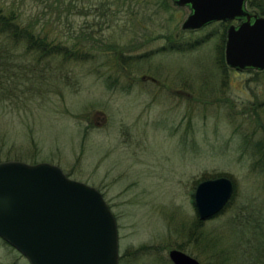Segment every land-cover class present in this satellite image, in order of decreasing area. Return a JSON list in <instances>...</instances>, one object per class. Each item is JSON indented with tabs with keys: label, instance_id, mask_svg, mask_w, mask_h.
Here are the masks:
<instances>
[{
	"label": "rangeland",
	"instance_id": "1",
	"mask_svg": "<svg viewBox=\"0 0 264 264\" xmlns=\"http://www.w3.org/2000/svg\"><path fill=\"white\" fill-rule=\"evenodd\" d=\"M0 6L89 54L62 66L0 35V161H47L99 190L116 220L119 264H166L171 248L222 264L215 254L226 247L224 264H253L263 235L241 240L232 226L264 222V70L220 62L229 22L183 29L190 9L173 0ZM219 175L231 178L232 196L201 221L195 187ZM0 264L30 263L0 238Z\"/></svg>",
	"mask_w": 264,
	"mask_h": 264
},
{
	"label": "water",
	"instance_id": "2",
	"mask_svg": "<svg viewBox=\"0 0 264 264\" xmlns=\"http://www.w3.org/2000/svg\"><path fill=\"white\" fill-rule=\"evenodd\" d=\"M173 2L192 10L183 29L245 17L226 30L225 62L236 69H264V16L247 10L245 0ZM232 193L228 176L201 180L193 193L198 218L214 217ZM0 238L30 264H118L117 224L101 192L46 161H0ZM167 255L173 264H201L178 248Z\"/></svg>",
	"mask_w": 264,
	"mask_h": 264
},
{
	"label": "trees",
	"instance_id": "3",
	"mask_svg": "<svg viewBox=\"0 0 264 264\" xmlns=\"http://www.w3.org/2000/svg\"><path fill=\"white\" fill-rule=\"evenodd\" d=\"M246 5L256 8L259 14L264 15V0H246ZM2 34L6 35L9 40V43L14 46L20 43H24L25 50L28 52H32L39 61L46 60V59L51 60V58H54L58 65L64 66V65L70 64L71 62H76L78 60L85 61L86 56H89L86 50L82 47L83 46L82 44L80 45L81 50H78L75 48L74 42L68 44L62 41L49 40L43 35H41L39 32H34L32 29V25H30L29 23L24 24L20 16L17 13H15L13 10H4V8L0 6V35ZM221 40H222V44L220 45L219 59H220V62H223L224 61L223 60L224 32L221 33ZM3 46L4 44L0 42V52L3 51ZM4 94L5 92L2 93L1 95L3 96ZM7 160H18V159H7ZM228 203H229V200L225 204V206L220 210L219 213H221L224 210V208L228 205ZM193 204H194V201H193ZM218 214H216L215 216H217ZM250 223L251 224L244 223L246 226L244 224H239V223L236 225L234 224V227L232 226V228H235V231H237L238 233H241V235H239V238L241 240L245 238V235L242 233L243 231L248 232L247 236L249 237L246 236L248 240L254 241L256 234L263 235L264 237V234H262L263 232L262 223L264 222H261L258 220L257 222H254V223L250 222ZM250 226H253V227H250ZM190 235L192 238L193 234H190ZM261 246L262 247L255 246L256 248L255 254H254V257H252L253 264H264L263 244H261ZM203 247H206V245H203ZM228 249L231 250V247L224 248V250L221 251L220 255L215 254V257L222 258L219 261L222 264L228 262L229 260V257L226 255V252H227L226 250ZM166 264H172V263L170 261L169 263L166 262Z\"/></svg>",
	"mask_w": 264,
	"mask_h": 264
},
{
	"label": "flooded vegetation",
	"instance_id": "4",
	"mask_svg": "<svg viewBox=\"0 0 264 264\" xmlns=\"http://www.w3.org/2000/svg\"><path fill=\"white\" fill-rule=\"evenodd\" d=\"M185 6H187L189 9H190V12L192 11L191 10V8H190V6L189 5H185ZM244 7L247 9V6H246V0H245V5H244ZM249 10V9H248ZM259 15H261V14H259ZM246 18L245 17H240V18H234V19H225V20H219V21H213V22H211V23H219V22H222V23H224V24H226L227 22H229V25H231V24H233V25H235V26H238L241 22H243L244 20H245ZM210 23V24H211ZM209 24V23H208ZM228 25V26H229ZM228 26L225 28V29H223V32H224V50H225V41H226V30H227V28H228ZM224 59H225V57H224ZM264 70V69H263ZM257 71H259V70H257ZM261 71V70H260Z\"/></svg>",
	"mask_w": 264,
	"mask_h": 264
}]
</instances>
